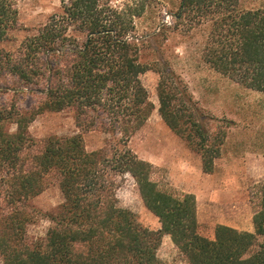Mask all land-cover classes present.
<instances>
[{
	"label": "trees",
	"instance_id": "1",
	"mask_svg": "<svg viewBox=\"0 0 264 264\" xmlns=\"http://www.w3.org/2000/svg\"><path fill=\"white\" fill-rule=\"evenodd\" d=\"M35 33L14 50L2 43L18 24V0H0V259L5 264H168L158 250L166 234L190 264H264V182L253 215L254 231L218 224L214 238L201 234L192 193H173L153 179L154 165L129 147L155 108L142 75L159 74L158 111L167 126L212 173L225 132L211 133L207 116L162 51L159 22L137 29L154 0H61ZM242 0H179L175 27L207 23L203 57L215 71L264 93V7L242 9ZM154 44L155 58L143 59ZM27 93L40 99L20 104ZM9 94L11 99H3ZM72 109L79 132L36 138L31 123L45 112ZM14 126V127H13ZM114 137L87 150L85 133ZM130 174L160 229L143 225L119 204V177ZM55 176L64 201L47 214L43 236L30 237L35 220L28 201Z\"/></svg>",
	"mask_w": 264,
	"mask_h": 264
},
{
	"label": "rangeland",
	"instance_id": "2",
	"mask_svg": "<svg viewBox=\"0 0 264 264\" xmlns=\"http://www.w3.org/2000/svg\"><path fill=\"white\" fill-rule=\"evenodd\" d=\"M137 1V0H133ZM179 0H154L149 12L137 18L140 34L151 32L159 22L172 28L166 31L162 51L172 67L189 87L197 105L207 116L211 133L225 132L222 156L212 173L203 171L200 155L173 132L159 114L157 85L159 74L150 70L142 75L150 100L155 108L145 125L129 140V147L142 159L154 165L153 179L163 189L195 195L199 230L214 238L218 224L239 230L254 231L253 215L259 197V183L264 182V93L246 88L215 71L203 57L208 36L207 23L191 28L188 24L175 27L172 15ZM18 24L2 45L14 50L29 34L35 33L48 18L62 9L61 0H18ZM242 9L264 7V0H242ZM154 44L144 48L143 59L155 58ZM3 99H11L9 94ZM40 99L27 93L20 104L29 107ZM14 127V126H13ZM30 134L36 138L69 136L79 132L72 109L40 114L30 125ZM89 151L107 146L114 137L101 130L85 133ZM119 204L134 211L139 221L160 229L159 218L145 205L138 185L130 174L119 177L117 191ZM64 201L57 177L49 179L46 189L28 201L35 220L28 227L30 237L46 234L51 222L47 214L53 213ZM252 228V230H250ZM159 257L168 264H190L171 235L166 234L158 250ZM0 264H5L0 259Z\"/></svg>",
	"mask_w": 264,
	"mask_h": 264
},
{
	"label": "crops",
	"instance_id": "3",
	"mask_svg": "<svg viewBox=\"0 0 264 264\" xmlns=\"http://www.w3.org/2000/svg\"><path fill=\"white\" fill-rule=\"evenodd\" d=\"M250 230H252V228H250Z\"/></svg>",
	"mask_w": 264,
	"mask_h": 264
}]
</instances>
